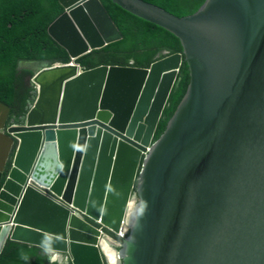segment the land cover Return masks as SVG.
Segmentation results:
<instances>
[{
	"label": "water",
	"instance_id": "water-1",
	"mask_svg": "<svg viewBox=\"0 0 264 264\" xmlns=\"http://www.w3.org/2000/svg\"><path fill=\"white\" fill-rule=\"evenodd\" d=\"M109 1L182 54L84 70L122 35L100 0L59 1L48 35L70 63H19L36 92L22 125L0 103V253L14 241L49 263L110 264L108 239L119 264H264V0H206L184 18ZM183 63L187 92L154 140Z\"/></svg>",
	"mask_w": 264,
	"mask_h": 264
},
{
	"label": "trees",
	"instance_id": "trees-1",
	"mask_svg": "<svg viewBox=\"0 0 264 264\" xmlns=\"http://www.w3.org/2000/svg\"><path fill=\"white\" fill-rule=\"evenodd\" d=\"M60 0H0V103L11 110L7 127L22 125L34 103L36 92L29 82L32 74L18 72L21 62L70 63L67 52L48 35L49 27L64 13ZM69 1V0H67ZM166 12L184 18L195 14L206 0H142ZM122 35V40L94 51L76 61L84 70L100 66L149 69L156 61L169 55L182 54L177 38L165 30L140 20L109 0H100ZM190 84L189 69L183 63L155 133L157 140L165 131ZM13 156V154H12ZM11 161L1 182L3 185ZM113 237L110 233H108ZM117 239V238H116ZM0 264L49 263L45 252L35 246L8 241L0 253Z\"/></svg>",
	"mask_w": 264,
	"mask_h": 264
},
{
	"label": "bare ground",
	"instance_id": "bare-ground-1",
	"mask_svg": "<svg viewBox=\"0 0 264 264\" xmlns=\"http://www.w3.org/2000/svg\"><path fill=\"white\" fill-rule=\"evenodd\" d=\"M2 117H3V113L0 110V123L2 121ZM112 242L108 239H104L101 242L103 251L105 252V254L107 255L108 261L110 262V264H119V261L117 259V255L115 250L113 249V247H111ZM53 258L59 259L58 256H52Z\"/></svg>",
	"mask_w": 264,
	"mask_h": 264
},
{
	"label": "built area",
	"instance_id": "built-area-1",
	"mask_svg": "<svg viewBox=\"0 0 264 264\" xmlns=\"http://www.w3.org/2000/svg\"><path fill=\"white\" fill-rule=\"evenodd\" d=\"M100 230H101V228H100ZM126 235H127L126 230H121L120 233L118 234V238L116 240L119 242V238L123 239V238H125Z\"/></svg>",
	"mask_w": 264,
	"mask_h": 264
},
{
	"label": "rangeland",
	"instance_id": "rangeland-1",
	"mask_svg": "<svg viewBox=\"0 0 264 264\" xmlns=\"http://www.w3.org/2000/svg\"><path fill=\"white\" fill-rule=\"evenodd\" d=\"M31 81V78L29 80V82ZM31 85V84H30ZM108 237H110V235H108V233L104 232ZM67 261V260H66Z\"/></svg>",
	"mask_w": 264,
	"mask_h": 264
}]
</instances>
